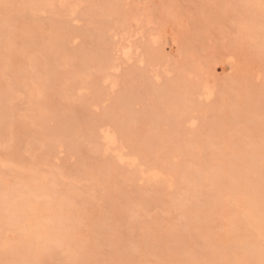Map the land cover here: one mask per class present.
<instances>
[{"label":"rangeland","instance_id":"obj_1","mask_svg":"<svg viewBox=\"0 0 264 264\" xmlns=\"http://www.w3.org/2000/svg\"><path fill=\"white\" fill-rule=\"evenodd\" d=\"M78 5L74 12L38 11L31 0H0V187L15 181L33 186L30 179L36 187L56 178L54 195L44 193L42 204L74 196L72 212L63 211L75 223L67 244L42 249L44 261L38 264H214L216 259L254 264L257 260L242 250L248 245L232 235L249 231L256 242L251 249L264 254L261 6L248 0H83ZM147 17L150 27L136 21ZM139 26L145 38H134L138 56L119 57V36L128 28L140 31ZM150 32L165 36V42L152 46ZM111 79L117 80L113 89ZM206 81L214 90L209 100L200 96ZM102 129L118 132L116 146L123 155H139L135 166L105 151ZM158 168L171 173L172 188L164 178L141 175ZM27 173L30 179L24 180ZM240 174L248 175L245 183H259L256 191ZM215 177L222 188L215 193L225 196L220 223L217 212L204 211V194H214ZM252 200L256 207H249ZM183 205L185 212L177 209ZM196 207L205 213L195 214ZM254 210L263 215L262 229L241 227ZM33 219L37 216L23 218L29 233L37 225ZM233 219L239 220L237 227ZM10 230L0 227V264H12L3 258L8 255L3 243L15 241L20 232Z\"/></svg>","mask_w":264,"mask_h":264},{"label":"bare ground","instance_id":"obj_2","mask_svg":"<svg viewBox=\"0 0 264 264\" xmlns=\"http://www.w3.org/2000/svg\"><path fill=\"white\" fill-rule=\"evenodd\" d=\"M3 1V0H2ZM8 1V0H7ZM28 1V0H27ZM82 1L83 0H79V2H77L76 0L74 1V0H31V3H34L35 4V7H34V9L35 10H42V11H46V10H55L56 8H61V9H69V10H71V12H74V11H77V8H78V4H80V3H82ZM252 5H255V7H256V4H258V5H260L261 7H259L260 9V13H263L264 14V0H248ZM30 3V2H29ZM26 4H28V3H26ZM38 8V9H37ZM263 8V9H262ZM262 9V10H261ZM2 10V9H1ZM57 10V9H56ZM250 11V10H249ZM68 12V11H67ZM258 14V13H257ZM260 15H262V14H260ZM256 17H257V15H256ZM147 19V20H146ZM141 20H142V23H140L141 22ZM137 21V23L140 25V24H142V25H145V23H146V26H149L150 27V25H153L152 23H153V21H151V19H150V17H147V18H144V21H143V19H139V20H136ZM146 21V22H145ZM255 21H256V23H257V20L255 19ZM255 21H252V22H254V24H256L255 23ZM257 25V24H256ZM255 26V25H254ZM258 26V25H257ZM261 26V25H260ZM140 28H141V26H139ZM131 28V27H130ZM254 28V27H253ZM256 28V27H255ZM136 29V28H135ZM135 29H127V30H124L123 32H122V34L119 36V38H118V40H117V45H116V52L118 53V55H119V57L121 56V57H125V60H129V61H131V60H133V55H135L136 53L138 54L139 52V49H138V47L135 45V43L134 42H136V41H134V38L135 37H144L145 36V31L141 28V29H139L138 28V30H140V31H137V29L135 30ZM261 30V29H260ZM154 32V31H153ZM153 32H150V36L148 37V38H150V42H151V44H152V46H158V45H160L161 43H163V42H165V36H162L161 34V36L160 35H156V33L155 34H153ZM152 33V34H151ZM145 38V37H144ZM257 38H259V37H257ZM174 42V41H173ZM164 49H165V47H164ZM11 50V49H10ZM158 51H160L161 52V50H160V48H158ZM154 52H150L149 54H153ZM135 55V56H138V55ZM153 57V56H152ZM151 57V58H152ZM154 57H157V54L154 56ZM135 58V57H134ZM143 59V58H142ZM142 59H140L142 62H143V60ZM117 69V68H116ZM47 73V72H46ZM42 74V73H41ZM45 74V73H44ZM35 77H37V75L35 76ZM45 77H47L46 76V74H45ZM44 77V78H45ZM37 78H39L40 80H43V75H39ZM107 77H105V79H106ZM108 79V78H107ZM214 79V77L212 78V80ZM45 80V79H44ZM216 80V79H215ZM235 80V79H234ZM46 81V80H45ZM107 81V80H106ZM41 82H43L44 83V81H41ZM216 82V81H215ZM42 83V84H43ZM110 84L112 83V89L113 88H115L116 86V84H117V80L116 79H111V82H109ZM44 84H47V83H44ZM43 84V85H44ZM151 86V85H150ZM213 87H211L210 85H209V82H204L202 85H201V88H200V90H201V92H200V96H203L204 97V99H208L209 100V98H211L212 96H213V89H212ZM40 92H41V96L40 97H42V94L45 96V94L44 93H42V91H41V89L39 90V95H40ZM49 92V91H48ZM50 93V92H49ZM259 93V92H258ZM159 94H161V92L159 93ZM163 94V93H162ZM38 95V96H39ZM47 95L49 96V94L47 93ZM50 95H53V94H50ZM55 95V94H54ZM253 95V94H252ZM225 96V95H224ZM10 97V96H9ZM40 97H38L39 99H40ZM260 97V96H259ZM43 98V97H42ZM47 97H45V98H43V101H44V99H45V101L44 102H46L47 103V99H46ZM172 98V97H171ZM170 98V99H171ZM200 98H202V97H200ZM8 99V98H7ZM53 99V98H52ZM59 99V98H58ZM169 99V100H170ZM173 99H174V97H173ZM55 99H53L52 100V103H53V101H54ZM39 101H42L41 99L39 100ZM42 101V103H44ZM57 101V100H56ZM171 101V100H170ZM48 102H50L49 101V98H48ZM166 102H168V100L166 101ZM174 102V101H173ZM173 102H172V104H173ZM45 103V104H46ZM246 103V102H245ZM39 104H41V103H39ZM49 104V103H48ZM60 104V103H59ZM166 104V103H165ZM172 104L170 105V106H172ZM175 104H176V107L178 106L177 104H178V101L176 100L175 101ZM243 104V103H242ZM49 105H51V104H49ZM53 105V104H52ZM87 105V104H86ZM161 105V104H160ZM258 105V104H257ZM46 106V105H45ZM170 108H172V109H174L173 108V106L172 107H170ZM214 108H216V107H214ZM254 108V107H253ZM253 108H252V110H253ZM81 109H83V108H81ZM161 109V108H160ZM172 109H171V111H172ZM263 109V108H262ZM178 110V109H177ZM219 110V109H218ZM243 110H244V108H243ZM250 110V109H249ZM207 112V111H206ZM112 113V112H111ZM188 113V112H187ZM216 113V112H215ZM109 114V113H108ZM173 114H174V112H173ZM185 114V113H184ZM173 116V115H172ZM234 116V115H233ZM36 117H37V115H36ZM36 117H35V119H36ZM175 117H177V114L175 115ZM180 117V116H179ZM184 117H185V120L187 119L186 118V116L184 115ZM216 117H218V116H216ZM246 117V116H245ZM230 118V117H229ZM183 118H181V120H182ZM237 119V118H236ZM178 120V122H179V120L180 119H177ZM181 120H180V122H181ZM232 121V120H231ZM240 121H242V120H240ZM175 122V121H174ZM157 123V122H156ZM182 123H183V121H182ZM117 124H119V123H116V125ZM168 124H169V122H168ZM180 124V123H179ZM189 124L191 125V126H194L195 124H196V121L193 119L192 121H190L189 122ZM246 124V123H245ZM120 125V124H119ZM111 126V125H110ZM122 126V125H121ZM169 126V125H168ZM263 126V125H262ZM109 126H107V128H108ZM120 127V126H119ZM119 127H117L116 126V128H119ZM110 128V127H109ZM252 128V127H251ZM262 128H264V127H262ZM151 129V128H150ZM218 129V128H217ZM112 130V129H111ZM118 130V129H117ZM229 130V129H228ZM101 131H103V129L101 130ZM113 131H115V130H112L111 132H110V130L108 129H105L104 131H103V140H104V144L106 143V146H105V151L106 152H109V151H113L115 154H116V158H117V160L120 162V163H128L129 164V166L130 167H133V166H135L136 165V163H137V161H138V156H135V154L133 155V156H125V155H123L122 154V152H121V150L119 149V147L120 146H116V145H118L117 144V136L116 135H118V132H117V134L114 132L113 133ZM213 131H215L214 129H213ZM49 134V133H48ZM102 134V133H101ZM196 136H198V134L196 135ZM203 136V135H202ZM259 137V136H258ZM258 137H256V139L258 138ZM119 138V137H118ZM255 138V137H254ZM262 138V137H261ZM261 138H259L258 140H259V143L261 142V140H264V139H261ZM264 138V137H263ZM209 139H211V138H209ZM261 139V140H260ZM227 140V139H226ZM257 141V140H256ZM119 142V141H118ZM256 143V142H255ZM258 143V142H257ZM256 143V144H257ZM258 143V144H259ZM264 143V142H263ZM262 143V144H263ZM132 144V143H131ZM192 144V143H191ZM140 145V144H139ZM143 146V145H142ZM141 146V147H142ZM258 146H262L261 145V143H260V145H258ZM104 147V146H103ZM260 147H258V149H259ZM256 151V153L258 152V150L257 149H255ZM263 150H264V147H263ZM142 152L144 151L143 149L141 150ZM140 151V152H141ZM147 151V150H146ZM242 151V150H241ZM138 152V151H137ZM243 152H244V150H243ZM242 152V153H243ZM248 153H250L249 151H248ZM264 153V152H263ZM16 154V153H15ZM140 154V153H139ZM239 154V153H238ZM241 155V154H240ZM255 155V154H254ZM260 155H261V153H260ZM244 157V156H243ZM140 158V157H139ZM239 158V157H238ZM245 158V157H244ZM240 159V158H239ZM248 159H250V157L248 158ZM255 159V158H254ZM253 159V160H254ZM228 160V159H227ZM245 161V160H244ZM256 161V160H255ZM247 162V161H246ZM230 164V163H229ZM256 164V163H255ZM234 166V165H233ZM250 166V165H249ZM252 166V165H251ZM250 166V167H251ZM159 167V166H158ZM171 168H173V167H171ZM210 168V167H209ZM213 169H214V167H212ZM234 168V167H233ZM163 169V168H162ZM161 169V170H162ZM167 169H169L168 171H170V167L168 168L167 167ZM213 169H211V170H213ZM217 168H215V170H216ZM159 168L158 169H152V170H150V172H145V171H141V175L143 176V177H145L146 179H149V180H154V181H158L160 178L162 179V178H164L165 179V186H167V187H169V188H172L173 187V183H174V181H173V179L174 178H172V179H170V178H168V175L170 176V174L171 173H168V174H164L163 173V171H161ZM164 170V169H163ZM166 170V169H165ZM177 170V169H176ZM207 170V169H206ZM233 170V169H232ZM167 171V172H168ZM210 171V170H209ZM236 171V170H235ZM175 172V171H174ZM199 172V171H198ZM254 173V172H253ZM28 174V175H27ZM27 174H25V176L27 175L28 177H25L24 175H23V178H24V180H26L25 178H27V179H30L29 178V173H27ZM30 175H32V174H30ZM240 175H242V174H240ZM244 175V174H243ZM240 176L241 178V181L242 182H244L245 183V181H247V180H245V179H247V176H246V178L244 177V176ZM33 177H34V175H32ZM31 177V176H30ZM19 178V177H18ZM35 178V177H34ZM39 177H37V179H38ZM207 178V177H206ZM206 178L204 179V180H206ZM249 178H250V176H249ZM20 179H22V178H20ZM19 179V180H20ZM40 179H42V177L41 178H39L38 180H40ZM55 179V180H54ZM160 179V180H161ZM24 180H22V181H24ZM31 180V179H30ZM29 180V182L31 183V185L33 184V186H30V184L29 185H23V182H20V181H17V183H16V181L14 182V184L10 187H0V227L1 228H3V229H7V228H11V230H13V229H15V230H18L19 232H20V235H18L17 234V236H18V238H19V236H21V238H16V242L15 241H13L12 239V241L13 242H15V243H13V244H11L12 243V241H8V240H6V239H4V243H3V245H6V246H3L4 248L2 249V251L4 252V253H6V252H8V255H5V257L3 256V258H9L10 260H11V263L12 264H20V263H22V262H26V263H29V264H38V262L40 263L41 261H44V260H42V258H44V251H42V249H46V248H52L53 246H55V247H57V246H62V245H66L67 243H66V237L70 234V232H71V229L75 226L73 223H70V221L68 220L69 219V217L68 216H64V210H68V211H71L72 212V207H73V205L75 206V204H74V196L72 195V196H65V198L64 199H62V200H60L59 199V197H58V199H59V201L57 202V203H55V204H53V203H49V202H46V203H48L47 205H46V203L43 205L42 203L43 202H41L40 201V197L44 194V193H50V192H53V195H54V192L56 191L55 189H54V186H56V183H57V180H56V178H51L50 180L51 181H49V183H46V184H42V182H41V180L40 181H38V180H36V179H34L35 181H38V182H40V184L39 185H37L36 187H35V185H34V182L33 181H30ZM249 180V179H248ZM42 181H44L43 179H42ZM196 181V180H195ZM195 181H193V184L194 185H196L197 186V183L195 182ZM264 181V180H263ZM250 182V181H249ZM259 182V181H258ZM22 183V184H21ZM26 183V182H25ZM223 183V182H222ZM244 183H242V185L244 184ZM6 184V183H5ZM17 184H20L21 186H23V187H21L20 185V187L17 185ZM38 184V183H37ZM245 184H247L246 186L248 187V189L249 188H252L253 189V191H256V187L259 185V183H258V185L257 184H251V183H245ZM245 184H244V186H245ZM260 184H262V183H260ZM214 187H216V189H215V191H214V194H213V191L211 192L212 194H210L209 192H206V194L207 195H205L204 194V196H206V198H207V200H205V203H206V205H207V207H206V209L204 210V211H208V213L209 214H206V216H209L210 215V213L212 212V214L214 213L215 214V212H217V215L219 214V212H220V214H221V211L219 210L220 209V206H222L220 203L222 202V200H223V198L225 197H223V195L222 196H220L221 195V192L220 191H218L219 192V194H217V193H215L216 191H217V189L219 190V189H222V188H220V181H219V179L217 178V177H215L214 178V181H213V184H212ZM262 185H264V184H262ZM27 188H26V187ZM209 186H211L210 184H209ZM226 186V185H225ZM228 187V186H227ZM260 188H261V185H260ZM262 189V188H261ZM260 189V190H261ZM257 190H259V187H258V189ZM226 191V190H225ZM245 191V190H244ZM248 192H249V190H248ZM205 193V192H204ZM209 193V194H208ZM194 193L192 192V196H193V198H194V195H193ZM227 192H226V194H224V195H226L227 196ZM255 194V193H254ZM76 195L77 194H75V197H76ZM232 195V194H231ZM203 196V195H202ZM196 197V196H195ZM228 197H230V198H227V199H230V201L231 200H233L232 198H231V196H229L228 195ZM233 197H234V195H233ZM53 198H55V197H53ZM57 198V197H56ZM55 198V199H56ZM77 198V197H76ZM205 198V197H204ZM205 198V199H206ZM225 198V199H226ZM201 199V198H200ZM194 200V199H193ZM241 201V200H240ZM202 202V201H201ZM224 202V201H223ZM243 201H241V205H243V203H242ZM75 203H76V201H75ZM225 203V202H224ZM248 203H250V202H248ZM258 203V202H257ZM263 203V202H262ZM78 204V203H77ZM192 204V203H191ZM255 203L253 202V200L251 201V203H250V206L249 207H251V208H253V206H255L254 205ZM264 204V203H263ZM261 205V204H260ZM184 206V208L183 207H180V206H177V209H181L182 211L184 210V212L186 211V208H185V206L186 205H183ZM199 206V205H198ZM201 206V205H200ZM199 206V207H200ZM262 206V205H261ZM187 207V206H186ZM191 207H192V205H191ZM199 207H196V209H192V210H194V212H196L195 214H200V212H202L203 210H201ZM256 207V206H255ZM74 208V207H73ZM193 208V207H192ZM248 209V208H247ZM74 210V209H73ZM191 210V211H192ZM251 210H253V209H251ZM219 211V212H218ZM71 212H68L69 214H72ZM46 213H48V215L50 214V216L49 217H47V216H45V214ZM203 214L205 213V212H202ZM261 213V212H260ZM260 213L258 212V211H253L250 215H248L247 217H246V223L244 224V222H240V223H242V226L241 227H243L244 228V226L245 227H247V229L248 230H251V229H259V227L260 226H262V222H263V220H262V218H263V215H260ZM186 214V213H185ZM211 214V215H212ZM220 214L217 216L216 215V219H217V221L220 223V220H219V218H220ZM33 215H36L37 216V221H35L34 219L32 220V221H35L36 222V226H35V228L29 233V231H30V228H29V226H28V224L29 223H26V221H27V219L28 218H31V217H33ZM73 215V214H72ZM200 216V215H199ZM35 217V216H34ZM68 219H67V218ZM23 218L24 219H26V221H23ZM67 219V221H66V219ZM78 218H79V216H77V221H78ZM200 218H201V220L204 218V215H201L200 216ZM212 218H213V216H212ZM195 219V218H194ZM207 219V218H206ZM243 219V218H242ZM190 220H192V218H190ZM204 220V219H203ZM202 220V221H203ZM209 220H210V218H209ZM214 220V219H213ZM213 220H212V222H213ZM234 220H236V219H233V222L232 223H234L235 225H236V227L238 226L237 225V220L236 221H234ZM262 220V221H261ZM208 221V220H207ZM211 221V220H210ZM216 221V220H215ZM239 221V220H238ZM243 221V220H242ZM28 222V221H27ZM194 222L196 223V224H198V226H200L199 224H201V228H207V226H202V223H197V220H194ZM201 222V221H200ZM209 222V221H208ZM260 222H261V224H260ZM79 223V222H78ZM214 223V222H213ZM217 223V222H216ZM218 223V224H219ZM240 223H238V224H240ZM205 224H206V222H205ZM210 224V223H209ZM215 224V223H214ZM30 225V224H29ZM76 225H77V223H76ZM212 225V224H211ZM210 225V226H211ZM264 225V224H263ZM219 226V225H218ZM263 227V226H262ZM239 228V227H238ZM238 228H236V229H238ZM261 228V227H260ZM195 229H197V227L195 228ZM235 229V230H236ZM262 229V228H261ZM10 230V231H11ZM234 230V231H235ZM247 230V231H248ZM262 230H264V229H262ZM262 231H260V233H261ZM264 232V231H263ZM262 232V233H263ZM31 233H33L34 235H33V237H31L30 239H29V237L28 236H30V234ZM236 233H238V234H234V235H232L233 237L232 238H234L235 239V237H236V239L237 240H239V239H242L243 240V242H242V240L241 241H238L239 243L240 242H242L241 244L244 246V243H245V245H248V246H245L246 247V249H245V247H244V249H242V250H245V252H247V253H249L248 254V258L250 259V258H252L254 261L255 260H257V261H255V262H253L252 261V259H251V261L254 263V264H258V262L260 261L261 262V260L263 261V263H264V254L262 255V254H258V253H260L259 251H258V253L255 251V252H253L254 250L253 249H251V245H255L256 244V242L253 240L254 238L250 235V233H249V231H248V233H243V234H240V232H236ZM10 234H11V237H13L12 235V233H9V237H10ZM28 234V236H27V238H28V240L26 239V236H24V235H27ZM23 236V237H22ZM152 236H154V235H152ZM229 236V235H228ZM7 237V236H6ZM230 237V236H229ZM226 238V237H225ZM232 238H231V240H232ZM253 238V239H252ZM261 238H264V234H263V237H261ZM150 239H151V237H150ZM6 240V241H5ZM26 240V241H25ZM221 240H222V238H221ZM264 240V239H263ZM262 240V241H263ZM18 241V242H17ZM233 241V240H232ZM10 242V243H9ZM228 242H230V241H228ZM264 242V241H263ZM236 243H237V241H234V246H236ZM261 243V242H260ZM52 244H53V246H52ZM226 244H227V242H226ZM233 244V243H232ZM263 245V247H264V244H262ZM9 248H8V247ZM79 246L81 247V248H83V244H79ZM78 246V247H79ZM229 246V245H228ZM237 246H238V243H237ZM242 246V247H243ZM251 246V247H250ZM9 249V250H7V248ZM23 248V249H22ZM48 249H46L45 251H47ZM53 249V248H52ZM52 249H51V251H52ZM227 249V248H226ZM50 251V252H51ZM78 251V250H77ZM56 252V251H55ZM244 252V251H243ZM49 253V252H48ZM84 253V252H83ZM242 253V252H241ZM247 253H245L244 255H246L247 256ZM263 253H264V251H263ZM12 254H14L15 255V257H10L9 255H12ZM45 254H46V252H45ZM2 258V259H3ZM1 259V260H2ZM70 259V258H69ZM71 259H73L72 257H71ZM76 259V258H75ZM80 259V258H79ZM179 259V258H178ZM242 259V258H241ZM6 260V259H5ZM4 259L2 260V262H4L5 261ZM9 260V261H10ZM259 260V261H258ZM7 261V260H6ZM8 261V262H9ZM69 261V260H68ZM72 261V260H71ZM224 262V264H227L226 262V260H222V259H216L215 260V263L214 264H223L222 262ZM240 262V261H239ZM259 262V263H260ZM42 263V262H41ZM67 263V262H66ZM238 264V263H237ZM261 264V263H260Z\"/></svg>","mask_w":264,"mask_h":264}]
</instances>
